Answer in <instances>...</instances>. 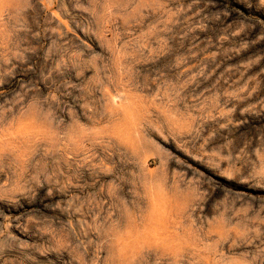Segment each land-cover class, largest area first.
Segmentation results:
<instances>
[{
  "label": "rangeland",
  "instance_id": "rangeland-1",
  "mask_svg": "<svg viewBox=\"0 0 264 264\" xmlns=\"http://www.w3.org/2000/svg\"><path fill=\"white\" fill-rule=\"evenodd\" d=\"M0 264H264V0H0Z\"/></svg>",
  "mask_w": 264,
  "mask_h": 264
}]
</instances>
